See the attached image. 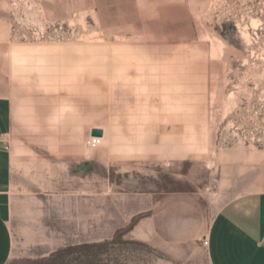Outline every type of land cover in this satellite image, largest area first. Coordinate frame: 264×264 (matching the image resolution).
<instances>
[{
  "label": "rangeland",
  "instance_id": "obj_1",
  "mask_svg": "<svg viewBox=\"0 0 264 264\" xmlns=\"http://www.w3.org/2000/svg\"><path fill=\"white\" fill-rule=\"evenodd\" d=\"M0 95L8 264H207L264 192V0H0Z\"/></svg>",
  "mask_w": 264,
  "mask_h": 264
},
{
  "label": "crops",
  "instance_id": "obj_2",
  "mask_svg": "<svg viewBox=\"0 0 264 264\" xmlns=\"http://www.w3.org/2000/svg\"><path fill=\"white\" fill-rule=\"evenodd\" d=\"M10 105L0 95V264L9 263L13 246L7 197L11 183V154L6 149ZM206 239L207 264H264V192L225 203L212 220Z\"/></svg>",
  "mask_w": 264,
  "mask_h": 264
},
{
  "label": "bare ground",
  "instance_id": "obj_3",
  "mask_svg": "<svg viewBox=\"0 0 264 264\" xmlns=\"http://www.w3.org/2000/svg\"><path fill=\"white\" fill-rule=\"evenodd\" d=\"M209 36V35H208ZM209 37H211V35L209 36ZM218 40V39H217ZM222 42V41H221ZM223 43V42H222ZM224 44V43H223ZM200 48V47H199ZM210 52H211V50L210 49H205V51L202 53L203 55H206V54H210ZM215 52H217L218 54H220V53H222V45L221 44H219L218 46H217V48L215 49ZM4 56L7 58V56H8V54H7V52H4ZM207 56V55H206ZM89 143H90V141H88V143H87V146H88V148L90 149V150H93V149H95V148H91L90 147V145H89ZM124 144H127L126 142H124Z\"/></svg>",
  "mask_w": 264,
  "mask_h": 264
},
{
  "label": "built area",
  "instance_id": "obj_4",
  "mask_svg": "<svg viewBox=\"0 0 264 264\" xmlns=\"http://www.w3.org/2000/svg\"><path fill=\"white\" fill-rule=\"evenodd\" d=\"M100 144H101V139H100V137H96V136L92 137V139L89 143L91 148H97L98 146H100ZM205 245H208L207 241L205 242Z\"/></svg>",
  "mask_w": 264,
  "mask_h": 264
},
{
  "label": "water",
  "instance_id": "obj_5",
  "mask_svg": "<svg viewBox=\"0 0 264 264\" xmlns=\"http://www.w3.org/2000/svg\"><path fill=\"white\" fill-rule=\"evenodd\" d=\"M92 136H96V137H101L102 136V131L101 130H99V129H94L93 131H92Z\"/></svg>",
  "mask_w": 264,
  "mask_h": 264
}]
</instances>
